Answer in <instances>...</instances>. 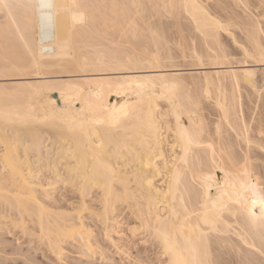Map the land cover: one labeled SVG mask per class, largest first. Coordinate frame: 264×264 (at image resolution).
<instances>
[{
    "label": "bare ground",
    "instance_id": "1",
    "mask_svg": "<svg viewBox=\"0 0 264 264\" xmlns=\"http://www.w3.org/2000/svg\"><path fill=\"white\" fill-rule=\"evenodd\" d=\"M0 15L6 20L0 26L1 80L20 73L76 78L0 86V138L7 151L17 144L32 169L61 180L79 205L77 213L48 210L34 175L28 181L24 163L8 151L0 157L2 168L18 192L11 195L0 171V216L10 204L26 213L40 232L38 242L58 256L61 243L76 236L87 248L95 231L112 241L117 218L127 212L136 237L159 248L167 264H264V170L257 162L264 160V114L258 112L264 105L261 110L252 95L256 107L246 111L231 93L243 88L240 74L243 85L264 96V0H0ZM151 15L157 26L149 23ZM172 15L178 55L167 49L172 37L160 22ZM109 31L127 48H97ZM221 31L239 46L237 62ZM67 42L75 44L71 53ZM180 59L188 68L220 70L186 74L201 94L178 97L187 86L180 83L184 74L162 68L183 67ZM230 63L244 69L231 70ZM246 64L261 68L247 70ZM138 72L147 74L132 75ZM228 79L236 86L229 96Z\"/></svg>",
    "mask_w": 264,
    "mask_h": 264
},
{
    "label": "rangeland",
    "instance_id": "2",
    "mask_svg": "<svg viewBox=\"0 0 264 264\" xmlns=\"http://www.w3.org/2000/svg\"><path fill=\"white\" fill-rule=\"evenodd\" d=\"M173 15L175 16V14H173ZM173 15L170 16L172 18H169V16L162 17L163 20H161L160 22H161L162 26L165 27L164 28L165 30H166L167 27H169V29H167V32L169 34L166 33L165 30L164 31L167 34V36L168 35H171V37L173 39V40L172 39L170 40V38H169L170 36H168L169 39L167 38L168 41L167 40L166 41L169 42V40H170V42L169 43L166 42V44H168V46H169V48L167 46V49H170L171 53L172 54L174 53V55L177 52V55H178V54H180L179 53L180 51L178 52V49H177V48H179L178 45H176L177 48L175 47V40H176L177 36L174 35L175 34V31H173L174 28H175V26L172 25V22H173V24L175 23L174 22L175 21V17ZM220 16H221V14H220ZM151 17L149 16V18H150L149 23L152 24V25L154 24L153 26H157V24L159 22L157 23L156 21H158V19H154L152 15H151ZM215 17L217 18V15ZM222 17L224 19L223 14H222L221 18ZM223 19H222V21L221 20L220 21L223 22L224 21ZM5 23H6L5 18L2 15H0V26H3ZM223 23L226 25V22L225 21ZM170 25H171V27H170ZM171 28H173V30ZM234 30H232V32H235V34H237V32H238V34H239V31H236V30L234 31ZM185 34H183V36ZM238 34H237L236 37L238 38V36H239V38L241 37V40L244 41L245 36L243 35L244 36V38H243V36L241 35L242 33L239 34V35ZM220 35L222 36V37H220V38H222L221 41L223 40L222 43H224L226 45V46L224 45L225 47H228L227 50L230 51V53L231 52L234 53V54L233 53L232 54H233V56L235 55L234 56L235 59L233 57H231L232 58L231 62H235L234 60H236V55L239 56L238 53H240V49H237V47L239 48V46H236L235 45L236 43H233L232 37L226 31H221L220 32ZM167 36H165V37H167ZM185 36H184L185 39L187 37L189 39L191 38V37H189V35L188 36L185 35ZM193 39H196V38H193ZM177 40H179V38H177ZM196 40L195 41H192V43L194 45H196L198 43L197 42L198 40L197 41ZM241 40L239 39V41H241ZM123 41L124 40L118 34L115 35V32L109 31V33H108V39L107 40H105V39L103 40V38H100V41H99L100 42V45L97 48L104 49V50L107 49L108 50V47H110V49H112V47L114 45L116 46L118 44L117 46H120L121 48L123 47V49L124 48L126 49L127 48L126 47L127 45H124ZM242 41H241V43H242ZM195 42H197V43H195ZM176 43H179V41L176 42ZM188 43L191 44L190 41ZM188 43L187 42L184 43V49H185V47H188L189 46ZM244 44H246V43H244ZM1 45H0V47H1ZM237 45H239V44H237ZM64 46H68L69 47L68 48L69 49L68 51H70V53H71L72 50L75 49V44L73 42H67L66 44H64ZM79 46H80L79 47L80 48L79 50H83L82 44H79ZM191 46L193 47L192 44L189 47H191ZM175 48L177 49V51H175ZM84 49H86V48H84ZM188 49L189 50H192L191 48H188ZM188 49H187V51H188ZM235 52H238V53H235ZM240 58L241 57L237 58L236 62ZM179 62L182 63L181 59H180ZM185 62L187 64H185ZM183 63L185 64V67H184ZM183 63L182 64L178 63V65L183 66V67H180L178 69L177 68L175 69V64H174V66L172 65L173 67L169 65L170 67L168 66L167 68H162V69L167 70L168 73H173V74L176 73V74H178L180 72V75L181 74L182 75L184 74V76L182 78L184 79V81H187V82H181V81H183V79L181 78L182 80L180 81V83L181 84L182 83L183 84L184 83H187V86H185L186 84H184V86H182V87H185V89H183V88H182V90L180 89L181 91L179 92L178 97L180 95H181L180 97L186 96L187 92L189 94H191V95L192 94H194V95H200L201 94L200 93V91H201L200 86L201 85H197V83H196V85L199 86V87H197V86L195 87V84H193L194 81L192 79H190V78L188 79L186 77V74L188 75V74H192V73L193 74H196V73H204V72H208V71L209 72H212V71L213 72H216V70H220V69H217L218 67H216L214 69H206V66L200 67V65L199 66H191V67L188 68L186 65L189 64V61L188 60H185V61L183 60ZM230 64H233V65H229L230 68H232L231 70L239 71L240 69H244L243 68L244 65H242V66L240 65L239 66L236 63H230ZM240 67H242V68H240ZM245 68L247 70L248 69H250V70H257L258 69L259 70L261 67L260 66H254V65H251V64H246ZM181 72H183V73H181ZM21 74L22 73H20V76H13L14 78L13 77H8V78H5V79L3 78L2 80H1L2 77H0V86H6V85H10L12 83H14V84H26L28 82H36L37 83V82H40V81H58V80L60 81V80H66V79L67 80H70V79L71 80L72 79L73 80L74 79L76 80V78H73V77H66V78L64 77V78H55V79L54 78L37 79L35 75L34 76L33 75H31V76H27L26 75L25 76V74H23L24 76L23 75L21 76ZM142 74H147V73L138 72V73H134L132 75H135V76L136 75H139V76H141ZM237 76L240 77V79L238 78V81L240 80L241 86H243V88L242 87H239V85L237 84L238 83L237 79H234L237 82L236 83L235 81H233L232 77H230L231 78L230 80H232L233 83L234 82L236 83L237 89L239 87V89H238L239 91L236 90V93H235V90L234 89H235L236 86H233L232 87L231 85L233 83L231 81H230V84H228V82H229V79H228L226 81L227 83L224 81V83H226V84H224V86L225 85H228L230 87V88L229 87L227 88L228 90L225 88L227 86L224 87L225 88V91H226V94L229 96L232 93V94H234L235 97H238V99L241 101V103H243L244 109L246 108L247 110H249V107L252 109V108L256 107V104H257L258 107L260 105L262 106V108H260L262 110L263 109V105H264V104H262L263 103V97L264 96L262 97V99L260 97L256 96L257 94H256V91H254L255 89L253 87L249 89V86L250 85L247 86V84H249V83H245L244 82V85H243V82H242L243 81V78H242V76H240V74H238ZM260 76L261 75H259V73H257V75H255V80L257 82H259V85L258 86H260V84H262L261 83L262 76L261 77ZM96 77L97 78L98 77L103 78V77H105V75L96 76ZM201 77H202V75H201ZM214 80H216V79H214ZM188 82L190 83L191 89L189 88L190 86H188L189 85ZM191 84H193L194 86L192 87ZM186 87H188V88H186ZM188 89H190V92L188 91ZM262 89H264V88H262ZM233 90H234V92H231ZM191 92H193V93H191ZM215 94H210V96L212 98H214L216 96ZM212 95H214V97ZM254 95H255V98H254ZM251 96H252V98L256 99V104L254 103L255 105L253 104V102H254L253 99L251 101V98H249ZM258 98L261 99L262 102L259 101V102H261V104L260 103L258 104ZM212 101L213 100L211 99V101H207V102H209L208 104H210V102H212ZM166 104L167 103H165V101L164 102L161 101V105L164 106ZM205 111H208V110H205ZM258 112L261 113V114H264L261 111H259V108H258ZM207 114H210V113L208 112ZM206 116H208L209 119L210 118L213 119L212 116H211V114L210 115H206ZM251 130H253V129H251ZM250 132H251V135H252V133H254L253 134L254 137H253V135H252V137L257 142H258V140H261L260 143L263 142L262 141L263 138L260 139L258 137L257 132H255V129L253 131H250ZM5 144L6 143L5 142H2V140L0 138V157L1 156L3 157L5 154H7V155L12 154L14 152L13 155H12V157L13 156L14 157L16 156V157L15 158L13 157L12 159L13 160L14 159L15 160L17 159V162H21L22 161V163H24V164H22L24 166V169H25V170L23 169L25 171L23 173L24 174V177L28 179V178H31V176L34 175L32 177V179L34 181L36 180L38 182V185H36L37 188L35 187L36 190H37V194L40 196V198H41L42 201L44 199L43 202H44L46 208L47 209L49 208L48 210H50V208H51V211H53V213L56 211L55 214L56 213L57 214L59 213V215L61 214V212L63 213V211L66 210V209H67L65 211L66 213H72V211H73V213H77L79 211L78 210L79 209L78 208L79 205L78 204L76 205V202L78 200L76 198L77 197L76 194L74 193V196H76V197H74L73 194H72V192L69 189H67V187L64 185V183L59 182L61 180H58L56 178V180H58V181H56L55 180V177H53V175H51L48 172L47 173L46 172L40 173L41 171L39 170V167H37V168L34 167L32 169L33 166L30 167V165H32L30 163L32 160L30 159L29 156L25 155V153L23 151H21L22 149L20 150V147H18L17 144H16V146L14 145V147L11 146L12 148H11V150H8V151H10L9 154H8V151L6 150L7 147H6ZM263 145H264V143H263ZM15 147L17 149L18 148L19 149L18 150H15L16 149ZM9 149H10V147H9ZM12 149H14V150H12ZM19 150L21 151V154H20V151ZM17 151H18V153H17ZM0 160H1L0 161L1 164H3V158H0ZM257 162H260L261 165L263 164L261 169H260V166L258 167V171H260V170L262 171V169L264 170V160H262L260 158ZM257 164L260 165L259 163H257ZM4 165L5 164H3L2 166L0 165L1 166L0 171H3V173L5 172L6 175H7V176L5 175L6 177L3 178L4 174L2 176L1 175L2 172L0 173V182H1V178L4 179L3 183L5 182L3 185H5V184H7L8 182L11 181L10 179L8 180V178H11L12 179V176H8V175H12V174L11 173H8L7 174V170L8 169H5V171L3 170V168L5 167ZM5 168H7V167H5ZM27 173L28 174L31 173V174H29V176L30 175L31 176L30 177L27 176L26 175ZM262 175L263 174H261V176ZM35 176H37V177H35ZM262 178H264V177H262ZM32 179H30V180L33 181ZM30 180L28 179V181H30ZM261 180L262 179H260V182H261ZM39 183H40V185H39ZM8 184H9L8 186H12V187H9L10 189L9 188L8 189L9 190H12L14 184L13 183H11V185H10V183H8ZM262 184L264 185V183H262ZM262 188H264V186ZM13 190L14 191H12L11 195H14L15 196L16 194H13V192H18V191H15L16 189H13ZM44 190H45V192L47 191V193H45ZM67 190L70 191V192H67ZM0 197L2 198L3 196L0 195ZM8 201H11V200H8ZM4 202H6V204L9 203L7 201H4ZM11 202H13V201H11ZM2 204H3V199H2ZM9 204H7V206ZM71 204L74 207L76 205L77 206L76 207L77 209L76 210L75 209L74 210H71L72 209L71 207H73ZM10 205H9V207H12V208L9 209V207H7V208L5 207V209H8L9 211L6 210L5 211L6 214L4 213V216H2V215L0 216V219H1L0 220V264H167V262H166L167 260H166V258L164 256L161 255V252H160V249L159 248H157V247H155V246H153L151 244H147V246H145V245H143L141 243V241L139 240V237H136V234H134V232L132 231V229H133V227H135V224L136 223H135V221L131 217H128L127 216V212H125L126 214L123 213V215L120 212V214L122 216L121 217L119 216L120 218L119 217L117 218L118 224L115 226L116 227L115 229H116L117 232H114L112 234V241L113 242L110 239H107V237L106 238L102 237L101 232L95 231L94 234H93V237L91 238V240H92L91 243L92 244H90V245H92V248L91 247H88V248L85 247V245L86 246H89V245L88 244H85L84 242L83 243L85 245L82 244V240H80L81 238L76 236L75 238H73V240L66 239L67 241L64 240L63 243H61V245H62L61 249L63 251L61 252L62 255L58 256L57 254L54 255L55 253H52L49 249H48L49 251H47V248H46L47 246L45 245V243L42 244L43 242L42 243H41V241L38 242L37 239L40 236V232L38 231L36 225H34L33 223L32 224L31 223L29 224V222H30V221H28L29 220V216L26 213H20L18 210H17L18 212L15 211L16 208L14 209V206H10ZM65 206H66V208H65ZM92 207L93 208H96V206H92ZM59 209H61V210L64 209V210L63 211H61V210L59 211ZM95 210H94V212H95ZM18 213H20V214H18ZM21 215L24 216L25 218H28V219H25L24 217H22L24 219H21ZM81 215H82L83 219H85L86 222L92 223L91 219H88V217H87L88 216V213L87 212H82ZM25 220H26V222H25ZM21 222H23L22 225H23V227H24L25 230L21 229L22 228ZM19 226H20V228H19ZM34 236H36V237H34ZM77 239H79V240H77ZM77 241H79V242H77ZM89 251H91V252H89Z\"/></svg>",
    "mask_w": 264,
    "mask_h": 264
}]
</instances>
